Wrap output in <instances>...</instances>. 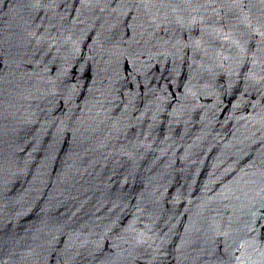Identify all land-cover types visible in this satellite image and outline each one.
<instances>
[{
  "label": "water",
  "instance_id": "water-1",
  "mask_svg": "<svg viewBox=\"0 0 264 264\" xmlns=\"http://www.w3.org/2000/svg\"><path fill=\"white\" fill-rule=\"evenodd\" d=\"M0 264H264V0H0Z\"/></svg>",
  "mask_w": 264,
  "mask_h": 264
}]
</instances>
